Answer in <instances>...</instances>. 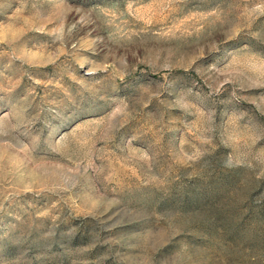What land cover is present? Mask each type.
<instances>
[{
    "label": "rangeland",
    "instance_id": "374dc122",
    "mask_svg": "<svg viewBox=\"0 0 264 264\" xmlns=\"http://www.w3.org/2000/svg\"><path fill=\"white\" fill-rule=\"evenodd\" d=\"M0 264H264V0H0Z\"/></svg>",
    "mask_w": 264,
    "mask_h": 264
}]
</instances>
